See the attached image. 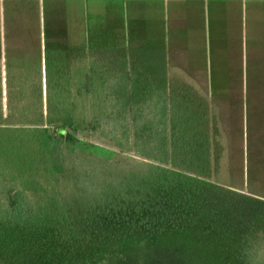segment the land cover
I'll list each match as a JSON object with an SVG mask.
<instances>
[{
	"label": "trees",
	"instance_id": "obj_1",
	"mask_svg": "<svg viewBox=\"0 0 264 264\" xmlns=\"http://www.w3.org/2000/svg\"><path fill=\"white\" fill-rule=\"evenodd\" d=\"M4 60L0 251L57 236L63 244L98 247L84 264H264V198L253 191L252 130L245 137L249 173L238 184L236 167L230 169L232 136L223 134L230 129L221 126L206 90L163 83L141 88L136 75L115 71L106 60L83 74L76 94L47 83L44 110L37 70H10ZM81 95L86 103L78 118L77 104L67 100ZM51 130L75 154L73 197L56 189ZM80 138L109 140L137 166L118 177L116 157L89 162L76 145ZM239 155L243 174L241 147Z\"/></svg>",
	"mask_w": 264,
	"mask_h": 264
},
{
	"label": "rangeland",
	"instance_id": "obj_2",
	"mask_svg": "<svg viewBox=\"0 0 264 264\" xmlns=\"http://www.w3.org/2000/svg\"><path fill=\"white\" fill-rule=\"evenodd\" d=\"M121 5L122 0H115L114 4L109 0H0L1 76L4 58L10 70L23 68L38 72L45 110L47 83L52 89L66 91L68 96L76 94L83 85V74L89 68L97 70L105 66L107 60L115 71L124 69L135 73L143 81L141 87L156 86L166 83L157 73L165 59L170 60L177 73L172 78L175 86L185 84L195 91L207 81L208 94L216 103L221 126L225 128L228 124L230 129L223 134L225 138L229 136L227 132L232 136L230 169L236 167L232 179L238 184L249 173L245 137L246 130H252L253 191L264 198V27L254 25L264 0H253V28H245L246 33L244 28L233 27H211L207 31L206 28L167 26L147 33L138 28L109 29L122 24L125 12ZM24 60L27 69L19 66ZM1 83L4 88L3 78ZM51 96L54 97L53 91ZM67 101H74L78 106L77 117L82 116L81 107L86 99L81 95L73 100L69 97ZM50 132L55 136L49 154L51 169L57 177L56 189L73 197L77 185L69 164L75 154L63 148L55 130ZM76 145L88 152L89 162L116 157L113 174L118 177L131 175L137 166L135 157L119 153L109 140L80 138ZM238 146L243 148L244 175L238 169ZM53 239L41 245L36 240H28L24 246L18 243L9 253L1 250L0 260L4 264H84L82 258L99 251L87 241L63 244L57 236ZM27 245L29 248H25ZM13 252L20 256L13 257Z\"/></svg>",
	"mask_w": 264,
	"mask_h": 264
},
{
	"label": "crops",
	"instance_id": "obj_3",
	"mask_svg": "<svg viewBox=\"0 0 264 264\" xmlns=\"http://www.w3.org/2000/svg\"><path fill=\"white\" fill-rule=\"evenodd\" d=\"M109 1L111 4L115 2V0ZM236 1H239L240 5H234ZM121 6L125 12L122 24H117L116 27L113 26L109 29L117 27L138 28L141 29L142 33H147L148 31L155 32L157 28L167 26L206 28L207 31L211 27H233L244 28L246 33L245 28H253V0H165V2L163 0H122ZM247 9L251 10L249 14ZM259 10L260 16L257 15L258 18L254 25L263 28L264 6L262 5ZM162 11H165V15L162 14ZM128 73L135 75L133 72ZM157 74L159 77L167 75V79L164 78V80L166 79L165 86L174 85L172 78L177 73L174 72L170 60L165 59L162 69ZM141 83L143 81L137 79L138 87L141 86ZM196 88L208 92L207 81L205 80L204 86Z\"/></svg>",
	"mask_w": 264,
	"mask_h": 264
}]
</instances>
